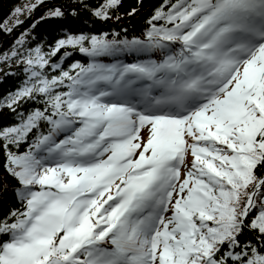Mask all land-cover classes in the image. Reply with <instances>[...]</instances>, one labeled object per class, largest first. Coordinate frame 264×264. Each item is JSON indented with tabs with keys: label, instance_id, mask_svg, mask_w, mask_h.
<instances>
[{
	"label": "trees",
	"instance_id": "1",
	"mask_svg": "<svg viewBox=\"0 0 264 264\" xmlns=\"http://www.w3.org/2000/svg\"><path fill=\"white\" fill-rule=\"evenodd\" d=\"M231 1L0 0V264H24L17 258L29 257L27 231L48 213L43 206L31 209L50 187L38 181L66 161L56 146L67 144L74 164L87 161L74 132L88 114L84 99L100 93L110 101L113 96L103 95L110 80H135L136 63L161 71L186 53L196 29L211 26L198 32L199 40H208L234 21L228 17L238 7ZM257 102L245 123L203 148L209 153L189 144L183 174L204 180L205 188L194 216L198 235L190 264H264V101ZM217 109L213 101L208 111ZM193 130V119H187L184 141ZM142 134L148 137V128ZM103 197L90 199L85 216ZM117 202H107L103 213ZM63 228L33 250L30 264H99L106 258L108 243L90 250L61 244L72 231Z\"/></svg>",
	"mask_w": 264,
	"mask_h": 264
},
{
	"label": "rangeland",
	"instance_id": "2",
	"mask_svg": "<svg viewBox=\"0 0 264 264\" xmlns=\"http://www.w3.org/2000/svg\"><path fill=\"white\" fill-rule=\"evenodd\" d=\"M27 9H28V7H27ZM22 12L23 11L21 9H19L15 12V14L13 15V18L9 24L10 27H12L14 24L17 23ZM6 24L7 23H5V25ZM12 51L14 52V48L12 49ZM1 59H3V57ZM32 62H33V60H31V59L27 60V63L31 64ZM262 71L264 72V68ZM252 72L253 71H251V70H247V71L243 72L244 75L242 76V79L239 81V83L242 81L248 80V78H249L248 76H250V78L252 79V77H253ZM249 81H251V80H249ZM239 87H241V85H239L238 88ZM234 91H235L236 95L241 97V95H239V92L236 89ZM244 92H245V90H244ZM244 92H243V94L245 95ZM84 100L88 101L87 98H85ZM88 103H89V105L87 106V109L90 108V112H91L90 117L91 118H100L103 115L102 111H101L102 107L98 106V105L91 107L92 99L89 100ZM102 104L104 106L108 105L107 103H102ZM109 116L110 115H104L103 117L107 118ZM263 118H264V115H263L262 119ZM85 122L89 123V128H92V126H94V124L98 121L89 120V118H87L85 120ZM144 125L142 127H140L139 130L134 128L132 130V134L139 135L140 133H142L144 131V129L147 128ZM79 129L80 128H77V130H75V132H78ZM197 135H198V132L195 131L190 137H192L194 139V137H196ZM193 139L190 140V143H193ZM116 160L117 159L114 158L111 163L114 165ZM111 163L96 164V165H93L91 167L81 168V169L77 170L78 175H82L83 177L89 179V182H88L89 185H88L86 191L92 190L93 187L98 185L104 177L106 178L112 172L113 165ZM61 169H63L64 174H69L70 171L74 170L75 168L63 167ZM192 177H193V175L185 173V176H184V178L182 180V184H181L180 194L177 197V199L175 200V205H181V204L186 203V201L190 198L191 193L194 191V189L199 184L202 183V180H199L195 177L196 180L194 181V180H192ZM38 182L40 184L54 185L58 182V177L56 174H54V175L46 177L42 181H38ZM117 182H118L117 179H115L114 181H112L110 179L109 181L105 180V182L102 183V186L100 188H98V190L96 191V193L94 195V197L97 198L100 195L104 194V197L102 199H100V201L98 203H101V201L105 200L106 196L108 194H111V195L113 194L115 187L117 186ZM142 182L143 181H141V180H135L134 185L137 188L134 190H130L126 193V196H125L126 203L135 195V193H134L135 191L141 190L143 188ZM121 188H122V186H119L118 190L120 191ZM45 191H47V192L43 193ZM61 191H63L62 194L55 192L53 188L43 189L41 191L40 195H38L36 197L35 201L44 202L47 199H51L52 196H50V195L52 194V192L55 193L52 200L48 203L49 208H48L47 215L41 217L40 221H38L33 228H30L28 230V235L31 236V237H29V241L30 242L33 241V243H32L33 245H32V247H28L27 250L25 251V253H29V252L33 253V246L34 245H42L41 242H44L46 237H52V235L54 234V230H58L60 228L61 222H63V221L65 222L67 220L75 221V217L79 214H83L84 211L87 209V207H82V205L87 204V202L85 201V198L80 197L81 192L78 189H70L69 187L64 185L62 187ZM67 191H70V192H67ZM184 192H187V194L185 196H184ZM44 195H48V196H44ZM62 198H64L65 200L64 201L61 200ZM35 206H37V204H35V202H34L32 204V209ZM118 209H119V207L116 210H118ZM122 210H123V208H121L120 211H118L117 215H119V213ZM93 216H96V211L91 212L90 215H86L85 219L81 220V224H82L84 229L89 227V225L92 222L91 217H93ZM110 216H111V214H110ZM59 218H60V220L54 225L52 220H56ZM173 219H174L175 223L177 224L180 220V216L177 213H174ZM121 220H122V218L120 220H118V222H120ZM121 223L125 224V221L122 220ZM106 228H107V226L101 232H103ZM161 234H163V237H160ZM63 235H64V233H62L60 235V237ZM69 235H70V233L66 234L64 236L65 239L67 238L66 236H69ZM114 235L115 234L109 235L107 237V240H109L110 238H113ZM155 236H156L155 240H157V241L164 238L169 242L168 243L169 245L167 246V249L165 250L164 258H161V251L158 250V248H157L158 243H157V241H155V247H156V252H157V256H158V261L156 264H167L169 259H171L175 255H179L181 253L180 245L178 243V238L174 237V236L172 237L171 234L162 226L159 227V231L157 233H155ZM64 240L61 242V244H68V243L70 244V242L73 241V239H71L67 242H64ZM11 250L14 251V248H11ZM176 257H178V256H176ZM20 258H22L24 262H27V260H28V257H25V256H21Z\"/></svg>",
	"mask_w": 264,
	"mask_h": 264
},
{
	"label": "bare ground",
	"instance_id": "3",
	"mask_svg": "<svg viewBox=\"0 0 264 264\" xmlns=\"http://www.w3.org/2000/svg\"><path fill=\"white\" fill-rule=\"evenodd\" d=\"M67 150H68V148H67Z\"/></svg>",
	"mask_w": 264,
	"mask_h": 264
}]
</instances>
